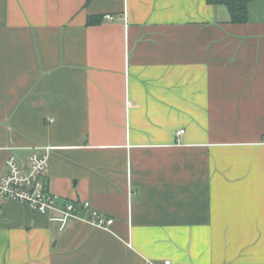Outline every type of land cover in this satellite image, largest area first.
<instances>
[{"label": "crops", "instance_id": "1", "mask_svg": "<svg viewBox=\"0 0 264 264\" xmlns=\"http://www.w3.org/2000/svg\"><path fill=\"white\" fill-rule=\"evenodd\" d=\"M263 140L264 0H0V174L78 207L0 198V264H264Z\"/></svg>", "mask_w": 264, "mask_h": 264}, {"label": "built area", "instance_id": "2", "mask_svg": "<svg viewBox=\"0 0 264 264\" xmlns=\"http://www.w3.org/2000/svg\"><path fill=\"white\" fill-rule=\"evenodd\" d=\"M112 20L113 16H105ZM184 133V129L177 132ZM264 142V140H263ZM36 148L29 156L28 164L22 165L16 157L11 156L6 161V170L0 174V198L14 200L20 205L49 215L50 220L58 222L60 229H64L70 220L78 218V207L75 201L65 200L61 202V196L49 189L46 175L49 167L50 147ZM86 207L89 202H85ZM97 227L110 229L114 224V218L101 212L94 211L88 219ZM131 246V243H128ZM163 264H170L166 260Z\"/></svg>", "mask_w": 264, "mask_h": 264}, {"label": "trees", "instance_id": "3", "mask_svg": "<svg viewBox=\"0 0 264 264\" xmlns=\"http://www.w3.org/2000/svg\"><path fill=\"white\" fill-rule=\"evenodd\" d=\"M253 0H207L209 4L224 5L230 14V21L233 23H244L249 20V5ZM102 16H90L89 24H96L102 21Z\"/></svg>", "mask_w": 264, "mask_h": 264}]
</instances>
